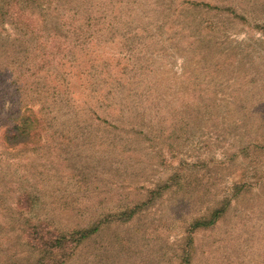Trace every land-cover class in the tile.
Instances as JSON below:
<instances>
[{"label": "rangeland", "instance_id": "rangeland-1", "mask_svg": "<svg viewBox=\"0 0 264 264\" xmlns=\"http://www.w3.org/2000/svg\"><path fill=\"white\" fill-rule=\"evenodd\" d=\"M36 1L0 0V264H37L30 226L98 222L65 264H264V0H153L165 25L192 12L178 18L200 37L174 23L90 55L54 37L58 11ZM132 3L139 26L146 3ZM92 57L109 73L126 65L137 93L89 108ZM66 83L71 105L56 106L52 88ZM23 115L39 135L10 146Z\"/></svg>", "mask_w": 264, "mask_h": 264}, {"label": "trees", "instance_id": "trees-1", "mask_svg": "<svg viewBox=\"0 0 264 264\" xmlns=\"http://www.w3.org/2000/svg\"><path fill=\"white\" fill-rule=\"evenodd\" d=\"M32 1L38 5L39 1ZM133 1H135L136 4L138 2L141 8H143L146 3V8H143L141 12V19L147 18V21L140 20V23H138L139 26H136V24L133 25V22H135V12L131 9L133 5L132 0H48L49 6L54 5V8L58 11L56 25L50 28V32L54 34V37L62 39L64 42L66 40L69 42L68 40L74 39V41H76L75 43L81 45V53L87 55H90L89 49L98 44H113L119 41L120 44L125 43L126 45L129 41L139 40L140 38L145 39L150 37L160 39L164 37L163 30L174 28L172 26L174 23H176L180 30L192 29L191 34H188L189 37L195 35L200 37L201 33L198 27L193 30V24L188 22L190 15L184 18H178L183 14L192 12L187 11L180 13L176 16V19H172L165 25L161 22V19L159 20L161 15L157 12V9L152 10L150 7L153 0ZM147 1L149 6L148 9ZM155 1L156 0H154V3ZM159 1L165 2L167 7H172L175 3V0H157V2ZM206 5L208 4H205V6ZM221 11L224 10L221 9ZM128 15L130 19H128ZM69 23H75V25H79L81 29L76 26L68 27L67 24ZM80 31H84L86 34L80 35ZM194 39L196 40L198 38ZM196 43L197 42L194 44ZM97 53L99 52L93 54ZM113 59L115 67L122 65V60L120 58ZM107 60L108 59L103 57H92L89 58L88 61L89 63L92 62L91 65L86 62L87 69L89 66L90 71H87L85 75L91 76H89L90 78H86L87 86L89 87L84 86V92H87V94L83 96L85 97L84 100L86 105L91 109V105H93L94 102L99 104L106 96L109 97L107 101H114L120 100L121 97L128 99L132 94L137 93V91H134L132 88V78L129 75L130 69L125 65L121 68L117 67L115 72L112 71L114 68H110L112 70L109 73L108 69L105 71L109 65ZM77 66L78 65L75 67L77 68ZM94 70L95 73H93ZM60 72L62 73V70ZM60 75L63 77V74ZM58 86H60V84H58ZM58 86H53L54 88H52L51 94L53 103L57 104L56 106L59 107L71 105L70 101L72 98L69 97V83H66V86L63 88ZM105 104L108 105V102ZM40 123L37 117L23 115L21 121L14 122L7 128V138L5 139L9 141L10 146H14L21 141L31 140L33 138L31 132H35ZM36 134L39 135V133L35 132V135ZM19 201L18 203H21L22 206H24V202L26 204H31L30 196L22 197ZM223 213L224 210H217L213 212L209 220L202 223L201 221H197L193 226L196 228L200 225H211L215 223ZM133 215L134 212L130 211L121 216H127L128 218H119L118 220L121 222L126 221L127 219L133 218ZM101 225L102 223L98 222L85 230L71 231L68 234H60L56 230H52L46 223L33 225L30 226L27 232V245L41 252V257L37 264H65V261L71 255V251L74 250L80 242L82 244L84 241L90 239L92 235L97 234Z\"/></svg>", "mask_w": 264, "mask_h": 264}]
</instances>
